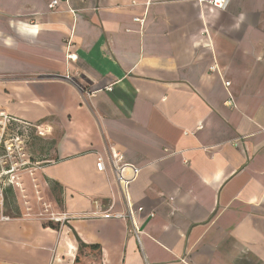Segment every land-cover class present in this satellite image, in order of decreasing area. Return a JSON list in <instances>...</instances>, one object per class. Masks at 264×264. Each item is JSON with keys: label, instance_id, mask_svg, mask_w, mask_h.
I'll return each instance as SVG.
<instances>
[{"label": "crops", "instance_id": "1", "mask_svg": "<svg viewBox=\"0 0 264 264\" xmlns=\"http://www.w3.org/2000/svg\"><path fill=\"white\" fill-rule=\"evenodd\" d=\"M51 1L0 0V111L70 221L0 218V264H264V0Z\"/></svg>", "mask_w": 264, "mask_h": 264}, {"label": "built area", "instance_id": "2", "mask_svg": "<svg viewBox=\"0 0 264 264\" xmlns=\"http://www.w3.org/2000/svg\"><path fill=\"white\" fill-rule=\"evenodd\" d=\"M199 2H207L216 8H225L228 0H198ZM61 0H52L49 7H54L59 5ZM134 21L142 23V19L138 17L133 18ZM68 50L65 55L66 58L70 60H76V54L71 50L72 44L67 41ZM228 83H225L228 86ZM35 129L39 134L45 133L46 130L41 129L40 126H34L26 121H19L6 112L0 111V176H6L7 174H13L17 169L22 168L25 164L30 165V173L33 174L34 171L38 169L39 164L37 161L32 160L31 157L26 155L23 149L24 141L30 135V131ZM44 130V132H42ZM109 167L112 169L114 181L116 185L120 187L123 191L128 186V183L134 179L138 172V168L131 167L126 163L122 162V155L119 152L110 151L108 156ZM25 167V166H24ZM96 168L100 171L105 168V159L103 156L97 158ZM2 192V190H1ZM152 216V214H151ZM102 217H114V218H129L132 225V232L140 243V235L142 232L137 228L134 222V218L131 214L130 205L127 202L126 213L122 212H106ZM54 221H58L62 224H67L70 218L66 213L61 212L57 215L51 217Z\"/></svg>", "mask_w": 264, "mask_h": 264}, {"label": "rangeland", "instance_id": "3", "mask_svg": "<svg viewBox=\"0 0 264 264\" xmlns=\"http://www.w3.org/2000/svg\"><path fill=\"white\" fill-rule=\"evenodd\" d=\"M45 137L46 133L39 134L32 129L24 141L23 149L28 157L32 155V160H35V155L41 157L45 153V147L53 146L56 141L46 140ZM24 166L13 174L0 176V218L31 213L38 217L43 216L45 224H58V228L63 226L64 224L51 218L62 210V204L58 201V189L52 184L46 186L37 172L31 174L29 164ZM52 199L57 203L52 205Z\"/></svg>", "mask_w": 264, "mask_h": 264}, {"label": "trees", "instance_id": "4", "mask_svg": "<svg viewBox=\"0 0 264 264\" xmlns=\"http://www.w3.org/2000/svg\"><path fill=\"white\" fill-rule=\"evenodd\" d=\"M47 226L53 228V229H58V224H52V223H48L46 224ZM77 240H78V243H79V246H78V249L81 250L82 248H90V249H96L98 250L99 249V246L98 245H85L80 239L79 237L77 236ZM77 259V258H76Z\"/></svg>", "mask_w": 264, "mask_h": 264}, {"label": "clouds", "instance_id": "5", "mask_svg": "<svg viewBox=\"0 0 264 264\" xmlns=\"http://www.w3.org/2000/svg\"><path fill=\"white\" fill-rule=\"evenodd\" d=\"M32 31L34 32L35 30L33 29ZM205 181H207V180H205Z\"/></svg>", "mask_w": 264, "mask_h": 264}]
</instances>
